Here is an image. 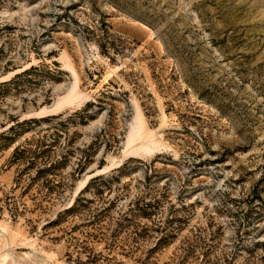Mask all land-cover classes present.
<instances>
[{"label": "rangeland", "instance_id": "rangeland-1", "mask_svg": "<svg viewBox=\"0 0 264 264\" xmlns=\"http://www.w3.org/2000/svg\"><path fill=\"white\" fill-rule=\"evenodd\" d=\"M29 65L0 86V264H165L198 230L242 264L264 242V0H0V81ZM52 114L65 187L39 201L11 157L36 125L7 128Z\"/></svg>", "mask_w": 264, "mask_h": 264}, {"label": "trees", "instance_id": "trees-1", "mask_svg": "<svg viewBox=\"0 0 264 264\" xmlns=\"http://www.w3.org/2000/svg\"><path fill=\"white\" fill-rule=\"evenodd\" d=\"M100 46L105 49V44H99ZM37 67L38 65H29L19 72H15L9 79L0 81V86L15 85L18 78L26 77ZM86 115V110L78 112L80 120H83ZM67 119L69 117H61L60 114L41 117L32 116L24 121L15 122L7 128L15 130V126L22 124V122H32L36 125L29 138L13 147L11 157L22 165L15 176L16 184L19 183L22 175H28L21 186V192L24 193L34 187V195L39 198V201L50 200L51 197L58 195L65 187L64 182L55 181L53 176L56 174L57 169L64 164L70 151L68 144L71 137L65 132V125L68 124ZM61 134L62 139L59 138ZM13 136L14 134L7 131L0 133V138L8 142L12 141ZM80 192L74 196L71 204L64 208L62 212H67L76 206L81 196ZM57 214H60V211ZM215 237L214 232L198 230L192 234L190 240L185 239L179 244L177 251L173 253L170 261L165 264H229L232 262L231 256H225L224 252H219L218 255L215 254ZM258 249H260V252H257ZM244 252L246 254L242 264H249L252 259H255V263L251 264H264V242L260 240L252 241L250 245L245 247Z\"/></svg>", "mask_w": 264, "mask_h": 264}]
</instances>
